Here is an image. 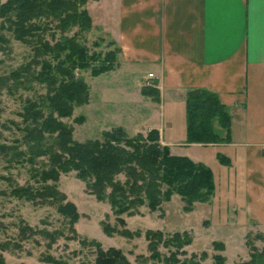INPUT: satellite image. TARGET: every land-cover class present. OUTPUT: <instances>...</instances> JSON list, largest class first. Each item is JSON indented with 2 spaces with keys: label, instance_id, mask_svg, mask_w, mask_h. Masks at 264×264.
<instances>
[{
  "label": "rangeland",
  "instance_id": "374dc122",
  "mask_svg": "<svg viewBox=\"0 0 264 264\" xmlns=\"http://www.w3.org/2000/svg\"><path fill=\"white\" fill-rule=\"evenodd\" d=\"M75 31L76 28L67 34L73 35ZM10 40L9 51H0V74L15 69L31 54L29 46ZM78 44L86 59L84 65H78L72 72L83 82L88 97L86 102L74 105L71 113L61 118L71 127L72 139L77 142L101 140L104 132L116 128H121L128 137L152 132L151 107L159 102L153 83L145 84V79L124 64L116 53L117 45L101 28L79 34ZM105 65L106 70L95 72ZM44 93L45 87L39 85L14 93L1 89L0 144L16 146L14 140L20 136L17 126L21 122L17 114L24 100ZM19 149L26 151L23 145ZM216 151L215 148H190L193 156L206 163L213 174L215 188L208 202L193 203L187 211L185 203L174 194L169 201L162 202L161 209L156 212L142 206L134 215L122 214L124 226L116 224L110 205L96 200L74 171L60 173L57 181L47 182L75 205L78 218L73 223L56 205H34L11 195L16 186H38V174L48 169V157L29 161L22 159L23 155L12 160V152L0 153V264H95L99 250L109 247L119 249L130 264H172L168 260L172 255L177 261L193 264H220L221 260V264H264V256L252 258L250 250L254 247L253 252L260 253L264 249V229L252 226L238 191L236 173L225 168L228 163L218 159L224 150L217 154ZM103 225L109 226L113 233L106 235ZM23 226L29 229L26 235L20 234ZM148 229L160 230L170 245H159L156 251H149L144 237ZM122 230L131 236H122ZM175 232L179 236H175ZM177 239L182 244L187 240L189 243L179 247L173 243Z\"/></svg>",
  "mask_w": 264,
  "mask_h": 264
},
{
  "label": "trees",
  "instance_id": "16d2710c",
  "mask_svg": "<svg viewBox=\"0 0 264 264\" xmlns=\"http://www.w3.org/2000/svg\"><path fill=\"white\" fill-rule=\"evenodd\" d=\"M87 1L5 0L0 3V51H9L10 39L31 48L27 61L7 74H0V91L5 88L14 93L19 89L32 90L34 85L45 87L44 94L24 100L17 114L21 122L17 126L20 136L14 140L16 146L0 144V153L12 152V160L23 155L22 159L29 161L47 156L49 166L38 174L37 187L16 186L11 195L34 205H56L73 223L78 218L75 205L47 182L57 181L60 173L74 171L96 200L110 205L116 224L120 226L125 225L122 214L134 215L142 206L156 212L161 209L162 202L169 201L174 194L185 203L187 211L193 203L208 202L215 188L209 167L186 156L170 154L168 147L160 143L157 130L146 136L128 137L121 128H116L104 132L101 140L77 142L72 139L71 127L61 121L71 113L74 105L86 102L88 97L83 82L72 72L78 65H84L86 59L78 44L79 34L94 29L85 7ZM74 28L75 33L69 36L67 33ZM116 53H120L119 48ZM106 67H98L100 69L95 72L106 70ZM154 94L159 101L157 89ZM185 113L186 143L229 142L228 136L220 137L213 128L214 123H218L227 131L230 124V116L216 93L205 89L187 91ZM1 127L6 128L3 124ZM22 145L26 151L19 149ZM217 157L228 163L223 156ZM113 231L103 225L106 235ZM28 232L27 226L20 229V234ZM120 234L131 236L126 230ZM174 235L179 236L177 232ZM164 236L160 230L145 231L147 249L154 252L159 245L168 247L170 243ZM173 243L182 247L189 240L182 244L177 239ZM250 250L252 258L264 256V249L260 253L253 252L254 247ZM168 260L172 264H193L177 261L173 255ZM95 264L130 262L119 249L109 247L99 250Z\"/></svg>",
  "mask_w": 264,
  "mask_h": 264
},
{
  "label": "crops",
  "instance_id": "0c3cea01",
  "mask_svg": "<svg viewBox=\"0 0 264 264\" xmlns=\"http://www.w3.org/2000/svg\"><path fill=\"white\" fill-rule=\"evenodd\" d=\"M86 4L93 27L110 36L124 64L143 80L152 74L159 102L150 124L160 143L196 162L190 148L223 149L248 219L264 229V0ZM192 89L218 95L230 124L227 131L218 123L213 128L229 142L186 143L185 95Z\"/></svg>",
  "mask_w": 264,
  "mask_h": 264
},
{
  "label": "built area",
  "instance_id": "2783aa9c",
  "mask_svg": "<svg viewBox=\"0 0 264 264\" xmlns=\"http://www.w3.org/2000/svg\"><path fill=\"white\" fill-rule=\"evenodd\" d=\"M152 77V74L151 73H149L148 75H147V78L145 79V81H144V83L145 84H150V78Z\"/></svg>",
  "mask_w": 264,
  "mask_h": 264
},
{
  "label": "bare ground",
  "instance_id": "6f19581e",
  "mask_svg": "<svg viewBox=\"0 0 264 264\" xmlns=\"http://www.w3.org/2000/svg\"><path fill=\"white\" fill-rule=\"evenodd\" d=\"M146 78H147V77H146ZM146 78H145V79H146ZM151 78H152V77H151ZM151 78L149 79V80H150V83H151ZM144 81H145V80H144Z\"/></svg>",
  "mask_w": 264,
  "mask_h": 264
}]
</instances>
